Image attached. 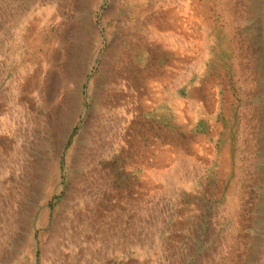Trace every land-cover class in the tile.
<instances>
[{"label":"rangeland","instance_id":"1","mask_svg":"<svg viewBox=\"0 0 264 264\" xmlns=\"http://www.w3.org/2000/svg\"><path fill=\"white\" fill-rule=\"evenodd\" d=\"M0 118V264H264V0H0Z\"/></svg>","mask_w":264,"mask_h":264},{"label":"bare ground","instance_id":"2","mask_svg":"<svg viewBox=\"0 0 264 264\" xmlns=\"http://www.w3.org/2000/svg\"><path fill=\"white\" fill-rule=\"evenodd\" d=\"M138 2V1H137ZM167 2V1H166ZM175 2V1H174ZM220 3V2H219ZM138 4V3H137ZM144 4H145V2H144ZM177 4V3H176ZM175 4V5H176ZM192 4V3H191ZM225 4V3H224ZM157 6H159V5H157ZM167 6H168V4H167ZM194 6V5H193ZM192 6V7H193ZM142 7V6H141ZM160 7V6H159ZM166 7V6H165ZM171 7H174V6H172L171 5ZM190 7V6H189ZM177 8H179V11H174V10H169L166 14H165V16H166V18H168V19H172L171 20V24H173V21H178L179 20V22L181 21L178 17H176L177 15H178V12H186V9L188 8V4L187 3H179L178 4V7ZM140 9V8H139ZM143 9H144V6H143ZM163 9H165V8H163ZM161 10V9H160ZM166 10V9H165ZM184 10V11H183ZM229 10V9H228ZM51 11H54V9H52ZM188 11V10H187ZM58 12V11H57ZM196 12V11H195ZM211 12V11H210ZM159 13V12H158ZM157 13V14H158ZM233 13V12H232ZM186 14V13H185ZM193 14V13H192ZM188 15V14H187ZM186 15V16H187ZM196 15V14H195ZM223 15V14H222ZM152 16V15H151ZM188 17H190V16H188ZM196 17V16H195ZM194 17V18H195ZM178 18V19H177ZM186 18V17H185ZM184 18V19H185ZM200 18V17H199ZM149 19V18H148ZM183 19V20H184ZM190 20H191V18H190ZM185 21V20H184ZM206 21V20H205ZM178 22V23H179ZM186 22V25H189L188 23L190 22H188V21H185ZM191 24V23H190ZM174 25H176V26H178L177 25V22H175V24ZM186 25H183L184 26V28L182 27L181 29H184V31H182L181 33L182 34H180L179 33V31H177V29L178 28H175V27H173L174 29V33H171V34H169L168 33V35H166V37H165V39H164V41H165V43H166V46H168L169 47V49H174V52H175V49H178V51L180 50V51H185L186 49H187V35L190 33V31H188V29H189V27H187ZM191 25H193V24H191ZM164 27V26H163ZM192 28L194 27V26H191ZM220 27V26H219ZM191 29V28H190ZM204 29V28H203ZM151 30H152V27H151ZM232 30V29H231ZM192 31V30H191ZM148 33H149V31H148ZM165 33H167V32H165ZM157 36V35H156ZM191 36V35H190ZM194 36V35H193ZM149 37V36H148ZM199 37V36H198ZM152 39H153V37H152ZM206 39V34H204L203 35V38H202V42H201V45H202V47H203V49L204 50H207L206 48H208L207 47V45H208V41H206L205 40ZM189 40V39H188ZM211 41H212V39H211ZM190 42H191V39H190ZM189 42V43H190ZM210 42V41H209ZM215 42V41H214ZM158 43H159V41H158ZM164 43V44H165ZM195 44H196V41L194 42ZM198 43V42H197ZM154 44V43H153ZM160 44V43H159ZM157 45V44H156ZM194 45V44H193ZM146 46V45H145ZM159 46V45H158ZM163 46V45H162ZM157 47V46H156ZM192 47V46H191ZM196 47V46H195ZM195 47H193L194 48V50H195ZM160 48V50H161V48L162 47H159ZM168 49V50H169ZM191 49V48H190ZM197 50V49H196ZM163 51V50H162ZM177 51V50H176ZM212 51V50H211ZM219 51V50H218ZM172 52V51H171ZM196 52H198V51H196ZM176 53V52H175ZM180 53V52H179ZM185 53V52H184ZM173 54V53H172ZM192 54V53H191ZM194 54V53H193ZM205 54V53H204ZM207 54V53H206ZM171 55V54H170ZM188 55V54H187ZM186 55V56H187ZM195 55V54H194ZM196 55H198L197 53H196ZM200 55V54H199ZM205 56V55H204ZM166 57V56H165ZM174 57V56H173ZM182 57V56H181ZM184 58H185V56H183ZM202 57V56H201ZM176 58V57H175ZM187 58V57H186ZM189 58H191V57H189ZM205 59H206V57H204ZM178 59V58H177ZM183 59V58H182ZM199 59V58H198ZM217 59H219V58H217ZM173 60V59H172ZM171 60V61H172ZM197 60V59H196ZM201 60V59H200ZM203 61V60H202ZM220 61V60H219ZM192 62V61H191ZM200 62V61H199ZM65 63V62H64ZM182 63V62H181ZM193 63V62H192ZM195 63V62H194ZM217 63V62H216ZM184 64V63H183ZM201 64V63H200ZM215 64V63H214ZM203 65V64H202ZM180 66V65H179ZM202 67V66H201ZM169 68V67H168ZM209 68V67H208ZM211 68V67H210ZM217 68V67H216ZM198 70V69H197ZM199 70H200V68H199ZM214 70V69H213ZM218 70V69H217ZM156 71V70H155ZM205 71V70H204ZM166 72V71H165ZM169 72V71H168ZM193 73H194V71H193ZM207 73V72H206ZM163 74V73H162ZM187 74V73H186ZM163 75H165V74H163ZM168 76V75H167ZM155 77V76H154ZM162 77V76H161ZM152 78V77H151ZM154 79H156V78H154ZM166 79V78H165ZM146 80V79H145ZM157 80H158V77H157ZM159 80H160V78H159ZM167 80V79H166ZM180 80V79H179ZM199 81V80H198ZM245 81V80H244ZM158 82V81H157ZM180 82V81H179ZM201 82V81H200ZM184 83V82H183ZM202 83V82H201ZM209 83V82H208ZM156 84V83H155ZM180 84V83H179ZM178 85V84H177ZM189 85V84H188ZM192 85V84H191ZM186 87H187V85H186ZM191 87V86H190ZM205 88V87H204ZM205 89H207V88H205ZM210 89V88H209ZM205 91H207V90H205ZM209 91V90H208ZM204 94V93H203ZM204 95H206V94H204ZM197 96V95H196ZM198 96H200V95H198ZM208 95H206V97H207ZM210 97V96H209ZM208 97V98H209ZM15 98H17V96H14V99L12 98V103H13V101H16V99ZM195 98V97H194ZM197 98V97H196ZM204 98V97H203ZM211 98V97H210ZM209 98V99H210ZM206 99V98H205ZM208 99V101L207 102H209L210 100ZM196 100V99H195ZM171 101V100H170ZM200 101V100H199ZM212 101H213V99H212ZM17 102V101H16ZM177 102V101H176ZM206 102V101H205ZM15 103V102H14ZM13 103V104H14ZM178 103V102H177ZM184 103V102H183ZM213 103H214V101H213ZM16 104V103H15ZM175 104V103H174ZM182 103L180 102V103H178L176 106H180ZM194 104H195V102H194ZM202 104V103H201ZM207 104V103H206ZM183 105H185V104H183ZM183 105H181V106H183ZM16 106H17V104H16ZM191 106V105H190ZM193 106H195V105H193ZM206 106V105H205ZM215 106V105H214ZM197 107V106H196ZM213 107V106H212ZM183 108V107H182ZM195 108V107H194ZM23 109V108H22ZM25 109V108H24ZM178 109V108H177ZM180 109V108H179ZM196 109V108H195ZM202 109H203V107H202ZM211 109V108H210ZM21 110V109H20ZM204 110V109H203ZM206 110V109H205ZM204 110V111H205ZM23 110H21V112H22ZM24 111H26V110H24ZM23 111V113H25ZM176 111V110H175ZM179 111V110H178ZM178 111H176V112H178ZM192 111V110H191ZM194 111V110H193ZM17 112H18V110H17ZM181 112V111H180ZM207 113V112H206ZM129 114V113H128ZM134 114V113H133ZM181 114V113H180ZM191 114V113H190ZM201 114V113H200ZM203 114H205V113H203ZM19 115V114H18ZM194 115V114H193ZM180 116V115H179ZM204 116V115H203ZM126 117V116H125ZM178 117V116H177ZM28 118V117H27ZM124 118V117H123ZM201 118V117H200ZM1 119V118H0ZM3 119V118H2ZM5 119H7V118H5ZM25 120V119H24ZM180 121H181V119H180ZM13 121H11V123H9L10 125H7L8 126V128L7 129H12L13 127H14V125H13ZM19 124V123H18ZM27 125H29V124H27ZM7 126H5V127H7ZM9 126H10V128H9ZM248 128V127H247ZM130 130V129H129ZM111 136V135H110ZM107 138V137H106ZM196 140V139H195ZM194 140V141H195ZM204 141V140H203ZM191 142V141H190ZM125 143V142H124ZM243 145V144H242ZM204 148V147H203ZM18 149V148H17ZM85 153V152H84ZM168 154V153H167ZM185 155V154H184ZM101 156V155H100ZM167 157V156H166ZM187 157V156H186ZM10 158V157H9ZM192 158V157H191ZM166 159V158H165ZM164 159V160H165ZM226 159V158H225ZM190 161V160H189ZM224 161V160H223ZM18 163V162H17ZM175 164V163H174ZM177 166V165H176ZM176 166H174L170 171H169V173L168 172H166V173H168V174H166L165 175V177H164V179H167V181L166 182H170L171 184H173V186H174V184H176V185H178V183L181 181H184V180H182L183 178V176H182V172L180 171V169H179V167H176ZM167 169V168H166ZM225 169H227V168H225ZM163 174V173H162ZM146 176V175H145ZM161 177H162V175H161ZM164 179H162V180H164ZM160 180V179H159ZM162 182H164V181H162ZM188 182V181H187ZM169 183V184H170ZM168 184V183H167ZM168 184V186H170ZM174 189V188H173ZM241 195V194H240ZM9 201H11V200H9ZM7 203V202H6ZM10 204V203H9ZM10 206V205H9ZM12 207H13V205H12ZM16 208V207H15ZM11 210V209H10ZM224 210V209H223ZM145 211V210H144ZM15 212V211H14ZM11 213V212H10ZM14 214V213H13ZM13 219V218H12ZM65 219V218H64ZM1 233V232H0ZM3 241V240H2ZM142 246V245H141ZM53 250V249H52ZM140 250V249H139Z\"/></svg>","mask_w":264,"mask_h":264}]
</instances>
